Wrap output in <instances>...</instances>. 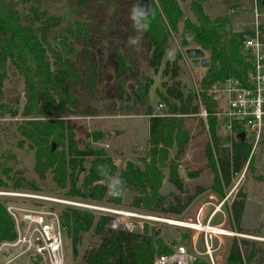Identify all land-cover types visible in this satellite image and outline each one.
<instances>
[{
    "label": "trees",
    "instance_id": "1",
    "mask_svg": "<svg viewBox=\"0 0 264 264\" xmlns=\"http://www.w3.org/2000/svg\"><path fill=\"white\" fill-rule=\"evenodd\" d=\"M204 1L149 0L150 26L147 31L138 32L141 34V46L147 53L145 62L154 72L160 65L170 36L175 40L174 59L169 66L171 77L177 74L181 49L197 47L207 55L208 63L199 80L198 95L207 112L209 139L203 154L213 178L206 189L195 185L193 193L189 194L183 177L179 175L177 161L188 140L183 118L198 112L196 93L191 91L183 95L177 81L167 86L161 83L163 93L156 88L154 92L164 101L166 108L163 114H156L147 102L151 79L141 76L134 80L130 96L132 103L137 108H144L147 116V147L144 156L138 159L140 165L125 160L117 172L116 183L108 190L116 173L113 159L102 150L76 147L72 127L67 119L62 118L73 114L77 107L74 86L82 74L73 64L72 40L78 41L84 32V24L80 21L66 22L58 33H54L61 18L48 16L38 6H30L28 13H22L11 0H0V95L10 67L22 78L25 91L19 114L27 119L19 122L16 132L21 138L19 142L33 152V171L38 179L49 173L51 183L55 189L61 190L62 195L112 205H120L123 191L131 189L134 191L129 203L131 207L161 215H180L194 195L205 190L212 191L218 198L224 196V190L244 167L250 145L236 137L228 142L226 137L218 134L212 114L214 100L207 89L228 76L243 79L248 66L241 53L245 33L233 30L225 15L210 18L204 12ZM256 2L259 6L264 4V0ZM182 3H188L190 15H183ZM130 30H135L132 22ZM113 56L116 77L133 72L119 52H114ZM166 71V68L162 70ZM87 85H92V81ZM9 111L11 116L17 113L16 109ZM51 143L55 146L52 150ZM172 148L173 155L169 159ZM3 158L11 162L15 160L12 153L5 154ZM85 159H88L86 170L83 169ZM164 167L167 168L166 177ZM0 174V189H26L20 171L6 166L1 168ZM186 176L191 179L197 173H187ZM163 180L175 191L161 194L159 188ZM27 189L39 190L35 181L28 182ZM114 192L120 194L114 195ZM243 206L244 194L237 192L228 204L229 224L236 232L251 235L240 227ZM62 218V228L69 238L74 257L84 233L90 231L98 238L83 252L80 264H151L154 255L170 252V245H165L157 231L136 233L112 229L108 225L110 217L105 214L94 217L87 210L67 208ZM13 237L12 221L0 201V241ZM255 243L246 238H231L224 264H264V256ZM197 264L206 263L200 261Z\"/></svg>",
    "mask_w": 264,
    "mask_h": 264
},
{
    "label": "rangeland",
    "instance_id": "2",
    "mask_svg": "<svg viewBox=\"0 0 264 264\" xmlns=\"http://www.w3.org/2000/svg\"><path fill=\"white\" fill-rule=\"evenodd\" d=\"M16 8L22 13H28L30 6H38L39 10L45 11L48 16L61 18L60 25L55 28L54 33L65 25L66 22L80 21L84 24V32L77 40H72L74 46L73 64L79 71V81H75L74 95L77 100V107L73 114L62 117L68 120L73 131L75 146L80 149L102 150L105 155L111 157L116 165V173L112 177L108 190L116 183L117 172L121 169L125 160H131L140 165L139 158L143 157L146 150L147 140V116L144 108L135 106L131 101V88H134V80L141 76L151 79L148 90L147 102L154 110L158 103L162 107L158 108L159 114H163L166 108L163 100L157 98L154 90L158 89L163 93L164 87L177 81L183 95L187 92L195 91L199 87V80L205 73L206 67L202 65L193 66L183 54L177 60L178 70L174 77H171L169 66L174 59L175 40L170 36L168 47L165 50L160 65L154 72L145 62L146 50L141 46V34L135 30H130L131 25L130 9L137 3V0H11ZM250 0H206L204 11L210 15H225L236 30H241L244 26H236V22H247L250 15L246 8L250 6ZM181 9L184 16L190 15L188 3H182ZM137 36L139 43L131 45L128 43L129 37ZM119 52L129 63L133 70L130 74L115 76L116 62L113 53ZM204 58H207L204 52ZM167 63V65L165 64ZM166 72H162L163 69ZM135 75V76H134ZM92 85H87L91 83ZM161 83H164L162 86ZM0 95V173L1 168L9 166L14 171L21 172L24 178L26 189H0V193H23L35 194L43 199L28 198L21 195L9 196L0 195L3 203L22 204L25 207L39 206L55 212L62 222V213L67 208H78L89 211L94 217L111 213L105 209H122L134 211L139 214L159 216L143 209H136L129 205L134 191L125 189L121 195L120 205H112L104 201L96 202L89 199L69 198L61 194V190L55 189L47 173L43 179H38L33 171V152L25 144L20 143L21 138L16 132L19 122L27 118L21 117L20 110L24 100V86L22 78L7 68L6 78L3 81ZM196 101V100H195ZM16 109L14 116L10 115L9 110ZM183 124L188 133V140L183 153L177 161L179 175L183 177L185 186L189 194L193 193L195 185L207 188L213 178V172L207 166L203 154V148L209 139L207 125L196 113L185 116ZM109 130L113 134L102 137L101 133ZM225 137V136H221ZM20 143V144H19ZM246 143H248L246 141ZM250 145L249 155L242 170L232 179L230 185L224 190L228 197V204L236 197L237 192L244 194V207L240 227L248 230L250 234L238 233L237 238H246L255 241V247L264 256V134L259 138L255 145ZM55 148V146L53 147ZM173 148L169 150L168 158L173 155ZM12 153L15 157L14 162L7 161L3 157L5 154ZM88 159L83 162V169L86 170ZM197 173L194 178H187V173ZM164 176L167 175V168H163ZM1 176V174H0ZM81 174L79 178H81ZM165 179V178H164ZM35 181L38 191L27 189V184ZM174 192L175 189L163 180L159 192L167 194ZM226 192V193H225ZM210 190H205L185 205L180 215H164L167 219H193L195 212L198 211L202 203L199 219H206L213 203L220 198L211 194ZM108 195V191L105 196ZM104 196V197H105ZM217 198V199H216ZM215 200V202H214ZM228 204L223 203L220 210L211 217V223H218L222 217L226 219V227L231 226L228 220ZM111 217V216H110ZM164 226V225H163ZM160 228L162 231H157ZM166 229H171L167 230ZM157 231L159 237L165 245L184 243L189 251L188 245L189 231L162 227L160 223L147 221L144 223V231ZM234 230V229H233ZM235 231V230H234ZM231 238H224L222 245L216 252L223 249L228 251ZM97 236L90 231L82 235V240L77 246V255L74 257L70 250V241L64 230L63 250L64 264H80V257L83 252L97 241ZM195 251L203 250L202 240L197 236ZM226 251V252H227ZM215 252V253H216ZM205 258L200 261L206 262ZM199 257V256H198ZM15 264H25L23 258H18ZM219 262V260H218ZM221 264H224L221 263Z\"/></svg>",
    "mask_w": 264,
    "mask_h": 264
},
{
    "label": "built area",
    "instance_id": "3",
    "mask_svg": "<svg viewBox=\"0 0 264 264\" xmlns=\"http://www.w3.org/2000/svg\"><path fill=\"white\" fill-rule=\"evenodd\" d=\"M252 30L246 32L241 41V53L246 59L243 79L231 76L211 84L207 92L214 100L213 116L218 134L225 136L228 142L238 133L242 140L255 145L264 134V4H251ZM198 105L197 114L206 124V108L199 99L198 88L194 91ZM162 107L158 103L156 108ZM227 142V143H228ZM24 196L43 199L35 194L0 193V195ZM224 195L216 206H213L206 219H199L202 206L195 212L193 219H175L171 222L164 215L151 216L122 209H105L111 213L109 227L123 229L128 232L144 233V223L153 221L162 227L189 231V251L184 243L170 246L169 253L154 255L151 264H197L198 255L206 256V264H218L214 251L222 245L223 239L238 234L226 227L224 217L218 223H211V217L219 211L217 208L226 199ZM5 212L12 221L14 237L0 241V264H15L16 259L23 258L25 264H64L63 237L64 229L59 216L39 206L25 207L22 204L3 203ZM23 224V226H20ZM164 225V226H163ZM157 231H162L160 228ZM171 230V229H166ZM197 236L201 238L203 250L195 251Z\"/></svg>",
    "mask_w": 264,
    "mask_h": 264
},
{
    "label": "clouds",
    "instance_id": "4",
    "mask_svg": "<svg viewBox=\"0 0 264 264\" xmlns=\"http://www.w3.org/2000/svg\"><path fill=\"white\" fill-rule=\"evenodd\" d=\"M133 23V27L137 32L147 31L150 26L149 21V9L143 6L139 0L130 9V17ZM128 43L131 45H136L139 43V38L137 36L129 37ZM122 183V182H121ZM119 192H114V195H119Z\"/></svg>",
    "mask_w": 264,
    "mask_h": 264
},
{
    "label": "crops",
    "instance_id": "5",
    "mask_svg": "<svg viewBox=\"0 0 264 264\" xmlns=\"http://www.w3.org/2000/svg\"><path fill=\"white\" fill-rule=\"evenodd\" d=\"M206 1V0H205ZM204 1V2H205ZM204 2H203V9H204ZM250 3L252 4V0H250ZM251 4H250V6H248L247 8H246V10H247V12L249 13V15H250V20H248L247 22L245 21V22H236V26H244V28L243 29H241V30H236V29H234L233 28V26H232V29L233 30H235V31H239V32H243V33H246V32H249V31H251L252 30V17H251V12H250V9H251ZM205 12V11H204ZM206 13V12H205ZM207 14V13H206ZM208 15V14H207ZM210 18H214V17H216V16H220V15H215V16H210V15H208ZM231 23V22H230ZM168 44H169V41H168ZM204 53V52H203ZM158 110L159 109H157L156 107H155V109L153 110L152 109V112L153 113H156V114H159V112H158ZM221 136V135H220ZM212 192V191H211ZM226 193V192H225ZM230 193L231 192H229L228 193V196H227V199L224 201V202H226V204H228V197H229V195H230ZM211 194H214L213 192L211 193ZM215 195V194H214ZM224 195H227V194H224ZM216 196V195H215ZM217 197V196H216ZM218 198V197H217ZM216 198V199H217ZM220 199H222V197L220 198ZM219 199V200H220ZM218 200V201H219ZM218 201L216 202V203H213L212 204V206H211V209H212V207L213 206H216L217 205V203H218ZM214 202H215V200H214ZM223 202V203H224ZM207 203H211V202H206V203H202L201 205L204 207V205L206 206V204ZM223 203L221 204V205H219L218 206V210H220V208H221V206L223 205ZM244 207V206H243ZM243 213V212H242ZM241 217H242V215H241ZM205 219V218H204ZM211 220V219H210ZM242 220V218H240V221ZM212 222V221H211ZM214 223H216V222H214ZM218 249H216L215 251H214V253L217 251ZM227 250L226 249H223L221 252L219 251V252H216L215 254H216V257H217V260H219V262H218V264H221V263H223L224 262V259H225V255H226V252ZM199 256V258H201V259H204L205 257L202 255V254H200V255H198Z\"/></svg>",
    "mask_w": 264,
    "mask_h": 264
},
{
    "label": "water",
    "instance_id": "6",
    "mask_svg": "<svg viewBox=\"0 0 264 264\" xmlns=\"http://www.w3.org/2000/svg\"><path fill=\"white\" fill-rule=\"evenodd\" d=\"M139 2L148 8L149 5V0H139ZM183 54L186 57V59L189 60V62L193 65V66H198L199 64L202 66H207V58H204V53L200 48L197 47H186L183 49ZM114 131L109 130L107 132L102 133V137H106L107 135H111L113 134ZM236 138H239L240 140H242L243 138V134L242 133H238L236 135ZM53 143H51V147L50 150L53 149ZM20 226H23V224H21Z\"/></svg>",
    "mask_w": 264,
    "mask_h": 264
},
{
    "label": "bare ground",
    "instance_id": "7",
    "mask_svg": "<svg viewBox=\"0 0 264 264\" xmlns=\"http://www.w3.org/2000/svg\"><path fill=\"white\" fill-rule=\"evenodd\" d=\"M171 221V220H170ZM171 222H173V221H171Z\"/></svg>",
    "mask_w": 264,
    "mask_h": 264
}]
</instances>
